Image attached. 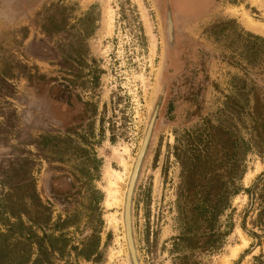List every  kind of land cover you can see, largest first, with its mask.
<instances>
[{
	"label": "rangeland",
	"instance_id": "1",
	"mask_svg": "<svg viewBox=\"0 0 264 264\" xmlns=\"http://www.w3.org/2000/svg\"><path fill=\"white\" fill-rule=\"evenodd\" d=\"M242 10L264 24L251 0H0V264H264L247 114L264 33ZM209 124L250 146L226 234L191 252L183 169Z\"/></svg>",
	"mask_w": 264,
	"mask_h": 264
},
{
	"label": "trees",
	"instance_id": "2",
	"mask_svg": "<svg viewBox=\"0 0 264 264\" xmlns=\"http://www.w3.org/2000/svg\"><path fill=\"white\" fill-rule=\"evenodd\" d=\"M224 23H221V26ZM255 40L256 36H251ZM263 53L261 70L252 75L249 92L252 104L247 110L250 120V142L259 152L264 151V40L252 51ZM235 111L242 113L245 106L236 101ZM197 144L185 160L183 169L182 207L187 213L188 224L177 237L178 244L191 252H204L220 243L225 232L215 230L216 218L231 207L244 169L245 150L249 141L242 140L234 131L223 126L208 125L197 136ZM36 223V220L33 219ZM32 221V222H33ZM197 224L196 231L191 229ZM188 253L180 256L179 264H190ZM257 264V263H255ZM261 264V262H259Z\"/></svg>",
	"mask_w": 264,
	"mask_h": 264
},
{
	"label": "bare ground",
	"instance_id": "3",
	"mask_svg": "<svg viewBox=\"0 0 264 264\" xmlns=\"http://www.w3.org/2000/svg\"><path fill=\"white\" fill-rule=\"evenodd\" d=\"M252 4L255 5L258 10L261 12L262 16L264 17V1L263 0H251ZM233 13H238V11L231 9L230 10ZM240 18L243 21V23L250 29L255 30V31H260L264 33V24L256 22L253 20L246 11L242 10L239 12ZM105 25L107 29L110 28L111 26V10L107 9V13L105 16ZM112 173V171H111ZM118 180H122V177L118 176L117 179H113L111 183V187L109 190V194H111L112 202L108 203V205H111L113 203H116L118 200ZM110 181V180H109ZM245 247V246H244ZM238 249L235 248L233 249V254L236 255Z\"/></svg>",
	"mask_w": 264,
	"mask_h": 264
},
{
	"label": "water",
	"instance_id": "4",
	"mask_svg": "<svg viewBox=\"0 0 264 264\" xmlns=\"http://www.w3.org/2000/svg\"><path fill=\"white\" fill-rule=\"evenodd\" d=\"M146 134H148V131H147V133ZM146 137V136H145ZM146 141V140H145ZM143 148H144V144H143V146H141V148H140V150H139V154H138V157H137V163H138V161L140 160V156H141V153H142V151H143Z\"/></svg>",
	"mask_w": 264,
	"mask_h": 264
},
{
	"label": "flooded vegetation",
	"instance_id": "5",
	"mask_svg": "<svg viewBox=\"0 0 264 264\" xmlns=\"http://www.w3.org/2000/svg\"><path fill=\"white\" fill-rule=\"evenodd\" d=\"M168 34H169V39L172 40V33H171V24H170V22L168 24Z\"/></svg>",
	"mask_w": 264,
	"mask_h": 264
}]
</instances>
